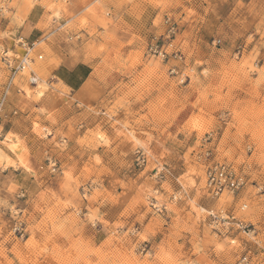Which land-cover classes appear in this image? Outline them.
Masks as SVG:
<instances>
[{"label":"rangeland","instance_id":"374dc122","mask_svg":"<svg viewBox=\"0 0 264 264\" xmlns=\"http://www.w3.org/2000/svg\"><path fill=\"white\" fill-rule=\"evenodd\" d=\"M125 1L0 0V98L7 104L16 87L40 103L31 122L6 109L0 124V264H264V0ZM125 6L126 25L113 33ZM33 7L42 36L35 56H43L31 67L34 91L28 74L13 79L3 61L20 52ZM106 7L118 14L106 16ZM167 18L183 61L147 55L167 34ZM74 29L105 33L89 42L94 77L72 97L49 85L48 59L53 35ZM49 86L58 91L53 106ZM28 123L30 152L16 135L4 137ZM138 150L148 157L143 167ZM216 163L245 177L237 195L207 190ZM158 167L162 183L153 179ZM150 196L167 211L156 213ZM210 211L256 232L215 231ZM17 221L23 237L13 232Z\"/></svg>","mask_w":264,"mask_h":264},{"label":"built area","instance_id":"2783aa9c","mask_svg":"<svg viewBox=\"0 0 264 264\" xmlns=\"http://www.w3.org/2000/svg\"><path fill=\"white\" fill-rule=\"evenodd\" d=\"M169 27L167 34L162 39L154 38L147 48V55L152 58L160 59L161 61H169L173 59L175 61H183V55L179 50L174 47V37L178 32V27L171 18H167L166 22ZM220 43V42H219ZM17 44L20 47V52L15 54L14 57L9 56V52H4L3 61L11 73L13 79L19 76L28 74V83L32 87H37L39 78L36 73L31 69L32 65L37 60H42L43 56H35V51L38 45V40L33 42L26 41L23 37L17 40ZM241 47L239 48L240 53ZM177 67H172L171 74L178 75ZM15 114V113H14ZM8 114L6 113V97L0 98V124L2 120L6 119ZM0 131V139H1ZM211 139L209 135L208 140ZM210 157V153H205V161ZM148 157L142 150L136 151V163L138 166L143 167L147 165ZM165 169L158 167L153 174V179L158 183H162L165 180ZM246 185L245 177L236 171L232 166L224 163H216L207 167L206 170V187L210 191L211 195L215 199L221 198L223 195L228 194L235 196L237 195ZM159 189L154 190V194L158 195ZM180 193L175 194L172 198L173 201L180 200ZM150 207L158 214H163L167 211V207L160 204L156 197L150 196L149 198ZM247 205H243L241 210H246ZM209 216L211 217V225L215 231L219 229L237 228L244 233H255V227L246 223L243 219L238 218L234 215H229L224 211L216 213L210 211ZM25 227L22 222L17 221L13 226V232L23 237L25 235ZM143 252H148V245H144L142 248ZM238 264H248V258H243Z\"/></svg>","mask_w":264,"mask_h":264},{"label":"crops","instance_id":"0c3cea01","mask_svg":"<svg viewBox=\"0 0 264 264\" xmlns=\"http://www.w3.org/2000/svg\"><path fill=\"white\" fill-rule=\"evenodd\" d=\"M112 1H116L119 5L126 4L125 0ZM111 9L112 8L109 7L105 8L106 16H108V14L111 15L112 12L110 11H114L118 14V11ZM127 9L128 7L125 6L123 9L119 10L120 16L114 23V27H112L113 33L117 32L115 29L121 30L123 25H126V20L124 18L126 14L124 15V13ZM38 14H40V12H37L36 7H33L22 23V34H27L25 38L28 41L30 40L29 42H33L42 37L40 31L37 30L39 24L38 18L40 17ZM100 30H98V34L95 37L96 39L88 37L85 32L78 31V29L58 32L55 33L56 35H53V47H50L52 56L48 59V68L50 71V77L48 79L49 85H51V83L54 85H61L71 93L72 97L84 88L88 81L94 77L96 69L98 68L96 57L91 55V51L94 47H89V42L97 41L99 35L105 33V31L102 30L100 32ZM127 34V40H129L133 34L128 32ZM133 48L138 50V47ZM34 89V87L30 88L32 91H34ZM49 89L50 96L54 98L52 100L53 106L56 105L57 101L55 98H57L58 91L51 86H49ZM39 105L40 103L34 100V95H29L25 91L16 87L10 88L6 104V109L9 115L15 113L14 116H16V118L22 121L28 120V122H31L33 117L35 118V112L39 109ZM25 128H28L29 131L26 132ZM30 132H32V126L28 123L25 127L23 126L20 129L15 127L6 128L4 137L10 133L16 135L30 152ZM1 142L3 143L4 141ZM31 159L32 158L29 156L25 158V161L29 164L32 161Z\"/></svg>","mask_w":264,"mask_h":264},{"label":"bare ground","instance_id":"6f19581e","mask_svg":"<svg viewBox=\"0 0 264 264\" xmlns=\"http://www.w3.org/2000/svg\"><path fill=\"white\" fill-rule=\"evenodd\" d=\"M16 147V146H15ZM13 150H15L14 148H12Z\"/></svg>","mask_w":264,"mask_h":264}]
</instances>
